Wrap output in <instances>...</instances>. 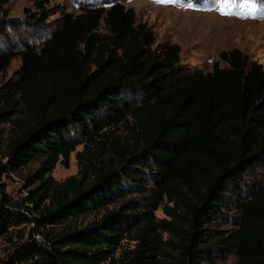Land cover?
<instances>
[{
	"label": "trees",
	"instance_id": "obj_1",
	"mask_svg": "<svg viewBox=\"0 0 264 264\" xmlns=\"http://www.w3.org/2000/svg\"><path fill=\"white\" fill-rule=\"evenodd\" d=\"M153 44L114 2L61 13L38 51L0 52V75L20 61L0 87V124L15 126L0 175L36 164L22 201L0 185V240L21 241L28 228L1 264H200L205 225L229 208V188L264 171V69L232 49L209 72L177 74L178 46L157 53ZM79 145L76 173L54 181ZM251 191L234 207L235 231L215 242L237 264H264V181ZM137 192L150 208L131 201Z\"/></svg>",
	"mask_w": 264,
	"mask_h": 264
},
{
	"label": "rangeland",
	"instance_id": "obj_2",
	"mask_svg": "<svg viewBox=\"0 0 264 264\" xmlns=\"http://www.w3.org/2000/svg\"><path fill=\"white\" fill-rule=\"evenodd\" d=\"M42 11L32 0H7L0 14V52L20 51L22 44H28L38 51L42 43L55 31L61 20V13L76 15L84 8H107L111 3L119 2L124 8L133 11L136 24H145L154 37L153 49L158 53L166 46L175 44L179 48L177 74L190 72H209L217 61L219 52L237 49L249 61L264 69V0H233L230 9L234 15H221L219 0H206L199 7L183 4L179 0H36ZM251 5V7H248ZM35 20H38L35 22ZM41 20V22H39ZM222 65V63H219ZM20 67L18 57L11 59L5 73L0 75V87L15 80V72ZM26 120L21 115L11 120ZM15 133L12 123L0 124V154L6 150V142ZM82 146H76L69 155L67 168L55 165L50 173L54 181L76 173L74 154ZM1 156V155H0ZM5 162V159H0ZM36 167L29 163L17 173L6 172L0 175V185L12 200L22 201L26 196L23 177ZM264 181V171L255 168L240 176L238 183L229 188L225 198L228 209L220 210L206 225L201 243L200 264H237L233 249L216 244L218 238H225L235 231L234 222L238 211L234 208L237 201L247 199L251 190ZM148 190V189H147ZM131 201L140 208H150L152 199L146 192H137ZM161 207L154 212L158 219L163 218ZM91 215L84 219H94ZM25 236L22 240L12 238V243L0 240V264L12 253L14 245L25 240L27 227H20ZM133 243L124 242L122 248H131ZM116 257V256H115ZM103 264H110L105 262Z\"/></svg>",
	"mask_w": 264,
	"mask_h": 264
},
{
	"label": "snow or ice",
	"instance_id": "obj_3",
	"mask_svg": "<svg viewBox=\"0 0 264 264\" xmlns=\"http://www.w3.org/2000/svg\"><path fill=\"white\" fill-rule=\"evenodd\" d=\"M233 3V0H219L218 10L221 15H234L235 13L230 9V5ZM248 7H251L249 5Z\"/></svg>",
	"mask_w": 264,
	"mask_h": 264
}]
</instances>
